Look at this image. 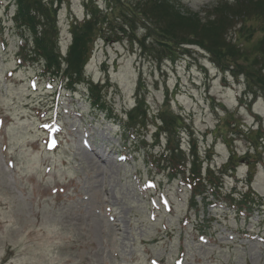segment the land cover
Here are the masks:
<instances>
[{"label": "rangeland", "instance_id": "obj_1", "mask_svg": "<svg viewBox=\"0 0 264 264\" xmlns=\"http://www.w3.org/2000/svg\"><path fill=\"white\" fill-rule=\"evenodd\" d=\"M95 1L102 18L109 17L92 45L86 75L107 84L109 112L92 108L87 84L68 89L61 77L45 75L42 63L22 61L21 47L32 38L16 26L15 1L0 0V264H264V210L255 212L264 209V141L259 155L252 143L254 132L264 137V92L252 96L244 76L222 71L194 47L161 61L150 53L141 25L132 28L122 18V4L134 0L114 3L117 8ZM225 1L235 2L178 0L183 13L202 18L233 14ZM56 6L66 56L72 19L82 21L92 5L60 0ZM234 21L229 36L250 48L264 34L262 21ZM139 89L149 118L126 141L124 113L136 105ZM165 98L183 117L182 148L189 153L196 141L202 159L213 149L205 167L217 170L231 154L239 157L222 192L249 189L262 197L249 221L214 197L206 203L198 198L197 212L189 186L163 170L158 159L167 136L155 147L154 134ZM52 132L57 144L50 150Z\"/></svg>", "mask_w": 264, "mask_h": 264}, {"label": "trees", "instance_id": "obj_2", "mask_svg": "<svg viewBox=\"0 0 264 264\" xmlns=\"http://www.w3.org/2000/svg\"><path fill=\"white\" fill-rule=\"evenodd\" d=\"M14 1L16 26L30 34L32 38L30 43L23 44L21 47L22 61L42 63L45 75L51 76L52 79L61 77L69 89H75L79 84H87L93 108L109 112V105L103 94L107 84H95L92 80L88 81L86 75V67L92 57V45L96 38L100 37L103 22H108L105 21L109 17L108 13L102 18L99 4L95 0H90L92 6L89 7L87 17L82 21L72 19L70 23L73 39L67 55L63 56L59 47L60 31L57 18L59 10L58 6L55 7L60 0ZM121 1L109 0L108 5H114V3L120 5ZM222 4L229 6L233 14L221 16L215 12H208V15L202 18L194 13H183L179 8L181 5L178 0H134L132 4L126 3L122 4L123 7L120 6L124 9L122 18L132 28L140 24V28L146 31L145 37L150 38L152 42L150 53L161 61L175 60L179 52H189L193 47L197 48L207 53L211 61L222 71L244 76L248 93L257 97L260 92H264V69L259 67L264 60V34L257 44L250 48L243 41L231 38L229 32L236 27H233L235 18L242 20L243 23L254 18L262 21L260 26L264 33V0H235L232 5L226 1ZM114 7L117 8L116 5ZM214 10L218 11V9ZM145 37L141 43L146 48ZM137 97L139 98L136 105L124 113L127 116V121L123 125L126 141L138 129L147 126L149 116L146 109V97L140 89ZM166 97L168 98V95ZM167 98L156 116L161 124L157 123L156 126L155 147L160 145V136L166 134L165 149L161 152L158 161H163L164 164L161 167L172 179L180 178L190 186L192 194L190 207L198 212V198L201 196L205 203L211 197L215 200H229L233 206L238 207L239 212L244 209L250 212L255 211L253 207H258L256 201L262 202L263 205L262 197L254 190L248 189L241 195L235 191V188L230 194L223 195V178L229 172L232 174L236 172L239 157L235 153L231 154L229 160L216 170L211 164L204 166L212 159L213 149L206 153V159H202L197 143L192 139L189 153L184 150L180 141L184 120L180 114L170 111V101ZM254 135V138H250H253L252 143L256 154L259 155L261 154L259 148L263 146L264 137L260 130L254 132ZM133 142L137 143V140ZM143 143L146 146L145 140ZM254 158L255 155L248 154L249 166L256 163L251 162ZM251 180H253L252 167L249 182Z\"/></svg>", "mask_w": 264, "mask_h": 264}]
</instances>
